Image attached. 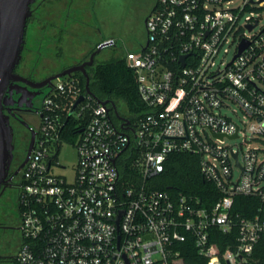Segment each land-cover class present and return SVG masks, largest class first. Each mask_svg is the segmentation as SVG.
I'll use <instances>...</instances> for the list:
<instances>
[{"label": "built area", "instance_id": "1", "mask_svg": "<svg viewBox=\"0 0 264 264\" xmlns=\"http://www.w3.org/2000/svg\"><path fill=\"white\" fill-rule=\"evenodd\" d=\"M234 1L157 0L144 46L126 51L145 105L135 120L78 79L51 87L22 173L14 264H264V0ZM71 130L69 178L54 167ZM173 152L200 155L216 201L157 186ZM238 195L259 198L252 216L234 212Z\"/></svg>", "mask_w": 264, "mask_h": 264}, {"label": "flooded vegetation", "instance_id": "2", "mask_svg": "<svg viewBox=\"0 0 264 264\" xmlns=\"http://www.w3.org/2000/svg\"><path fill=\"white\" fill-rule=\"evenodd\" d=\"M56 1L35 0L31 4L22 56L3 97V111L12 126L14 147L7 173L0 183V239L3 241L0 264H14L23 243L22 173L34 133L36 140L49 90L62 77L85 79L86 84L89 79L90 84L99 64L115 55L101 56V52L108 48L113 53L118 47L113 38H97L95 22L84 24L79 22V17L75 18L78 12L89 16L91 0L82 9L75 5L77 0H63L64 7L58 12L51 9ZM144 1L140 3L144 5ZM105 40H112V44L100 48ZM68 69L70 73L53 77ZM67 141L61 143L59 151Z\"/></svg>", "mask_w": 264, "mask_h": 264}, {"label": "trees", "instance_id": "3", "mask_svg": "<svg viewBox=\"0 0 264 264\" xmlns=\"http://www.w3.org/2000/svg\"><path fill=\"white\" fill-rule=\"evenodd\" d=\"M85 79H80L79 85L86 89ZM92 92L100 99L113 100L122 114L131 116L135 120L138 113L145 108L140 99L135 73L128 65L126 52L114 55L100 63L95 69L89 84ZM118 121L115 113H112ZM69 124V122H68ZM72 131V130H71ZM64 133L66 139H71L74 131ZM126 165L124 173L129 172ZM157 186L164 189H180L186 193H193L201 197L207 204H211L219 197L215 185L204 178L200 168V155L192 152H173L165 163V169L156 177ZM260 200L257 197L238 195L235 197L234 212L243 216H252ZM221 242V241H220ZM196 252L193 249L183 248L186 262H197Z\"/></svg>", "mask_w": 264, "mask_h": 264}, {"label": "water", "instance_id": "4", "mask_svg": "<svg viewBox=\"0 0 264 264\" xmlns=\"http://www.w3.org/2000/svg\"><path fill=\"white\" fill-rule=\"evenodd\" d=\"M35 0H0V183L4 179L13 155V131L8 115L3 111V97L8 88L10 79L14 77V69L19 63L23 45L27 19L31 13V4ZM112 44V40H105L100 44V48ZM247 42L240 45V51ZM70 73V70L54 75V78L62 77ZM87 80L86 89L93 93ZM80 97L77 103L82 100ZM102 103L106 100L100 99ZM35 143V133L28 147V154ZM25 160L24 164L26 163Z\"/></svg>", "mask_w": 264, "mask_h": 264}, {"label": "rangeland", "instance_id": "5", "mask_svg": "<svg viewBox=\"0 0 264 264\" xmlns=\"http://www.w3.org/2000/svg\"><path fill=\"white\" fill-rule=\"evenodd\" d=\"M141 0H91L90 8L95 13L96 17H93V22L97 24L96 18H102L103 21L106 19V23L104 25H108V27L103 28V32L105 35H107L108 31H115L116 35H122L123 33H126V36H128V41L131 40V42L137 41H144L146 39V34H142V36H138V32L141 25V19H142V9L143 4L140 3ZM154 4L157 2V0H153ZM242 0H235L234 5H237L241 3ZM87 2V0H83L82 3ZM52 11L58 12L61 8L64 7V1L58 0L54 2V4L51 6ZM84 8V7H83ZM89 8V7H88ZM89 8V9H90ZM90 9V10H91ZM260 24H264V9L262 12V17ZM110 25V26H109ZM85 29V28H83ZM123 38V37H122ZM139 39V40H138ZM73 49L70 48V50ZM121 47L118 46L113 50L112 49H105L101 52V56H112L114 54H124L123 51H121ZM232 53L228 54V57H231ZM62 64L61 62H57ZM58 65V64H56ZM232 108H236V106L233 104ZM225 113L228 115L234 117V119L238 120V117L234 115V113L231 110L226 109ZM39 128V126H38ZM77 141V138L75 135L71 136V139L65 143H63L62 149L59 151L57 160L60 165H56L54 167V170L58 173H62L65 175H68L69 178H72L74 175V168L78 161V154L77 149L74 145V143ZM242 141V139L238 140H227L228 143H235ZM261 145L262 143L255 142L254 145ZM61 165H64L65 167H62ZM237 175V172H236ZM3 247V241L0 239V249Z\"/></svg>", "mask_w": 264, "mask_h": 264}, {"label": "crops", "instance_id": "6", "mask_svg": "<svg viewBox=\"0 0 264 264\" xmlns=\"http://www.w3.org/2000/svg\"><path fill=\"white\" fill-rule=\"evenodd\" d=\"M88 1V0H87ZM83 0H77L75 2V5L79 8H83L84 3H82ZM153 0H145L144 1V5H143V9H142V19H141V25H140V29L138 32V36H142V34H146V38H147V32H146V18L148 16V14L151 12V10L153 9V7L155 6V4L153 3ZM89 13V14H88ZM87 14L89 16H83L82 12L81 13H77L75 15V18H80L79 22H83L84 24L87 23H92L93 20L92 18L96 15L92 16V11L87 12ZM97 19V24L94 25V28L97 32V38L99 39H115L117 42V45L120 46L122 49L121 51L126 52L127 50H139L142 48L143 44L146 42V39L144 41H137L135 40L134 42H131V40L128 41V36H126V33H123L122 35H116L115 31H108L107 35L104 34V30L103 28L108 27V25H104V23H106V19L103 21V19L100 18H96ZM88 26V25H87ZM110 26V25H109ZM89 28V27H88ZM123 37V38H122ZM139 40V39H138Z\"/></svg>", "mask_w": 264, "mask_h": 264}]
</instances>
